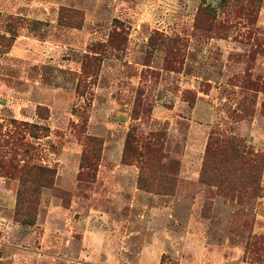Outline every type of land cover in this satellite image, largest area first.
<instances>
[{"label":"rangeland","instance_id":"374dc122","mask_svg":"<svg viewBox=\"0 0 264 264\" xmlns=\"http://www.w3.org/2000/svg\"><path fill=\"white\" fill-rule=\"evenodd\" d=\"M0 264H264V0H0Z\"/></svg>","mask_w":264,"mask_h":264}]
</instances>
